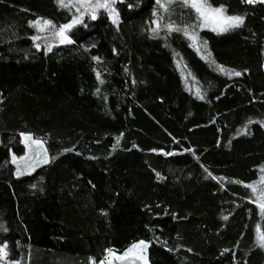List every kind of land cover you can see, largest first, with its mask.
Here are the masks:
<instances>
[{"label":"trees","instance_id":"obj_1","mask_svg":"<svg viewBox=\"0 0 264 264\" xmlns=\"http://www.w3.org/2000/svg\"><path fill=\"white\" fill-rule=\"evenodd\" d=\"M161 3L92 19L0 0V264H99L139 241L149 264H264V3L209 0L244 17L224 32ZM22 134L48 162L18 176Z\"/></svg>","mask_w":264,"mask_h":264},{"label":"snow or ice","instance_id":"obj_2","mask_svg":"<svg viewBox=\"0 0 264 264\" xmlns=\"http://www.w3.org/2000/svg\"><path fill=\"white\" fill-rule=\"evenodd\" d=\"M116 0H57V3L60 7H77L79 9H84L85 12L90 11L91 12V18L96 19V11L98 9H105L108 10L110 13H115V9L112 7ZM157 4H159L162 8L166 9V5L164 3H161V0H156ZM172 0H168V3H171ZM244 3L248 4H254V3H264V0H242ZM181 3L184 6L191 7L197 14L199 20L201 21V27H207L208 25H214L212 28L213 31H228L232 28H238L243 25L244 23V17L237 16V15H228L227 9H225L223 6L215 7L209 3V0H181ZM82 22V20L79 17H76L73 19V21L70 24L62 25L60 26L59 30L55 33L56 36L60 37L61 43H72L73 41L65 34L67 31H69L75 24ZM116 22V19H113V23ZM50 21H43V25L41 26V21L37 20L34 22L33 26L37 27L38 30L42 31L44 28L50 26ZM167 30L169 32L171 31H180V29L175 28L172 24H169L166 26ZM190 40L193 41L195 44L198 37L195 35V33H188L185 30L184 33ZM38 39V37L36 38ZM206 45V42H205ZM39 47V45H37ZM51 51V48L48 49ZM199 50V49H197ZM208 56H211V53H208ZM214 63V61H213ZM219 71L226 72L227 70L223 66H218ZM229 75H236L239 76L241 73L239 72H232L229 73ZM203 98V97H201ZM26 140L32 139L30 136L25 137ZM35 144H37L40 147H43V142L40 140L33 141ZM46 151V150H45ZM15 159V157L13 158ZM43 163H47L48 160L45 157V159L42 161ZM261 171H264V169H261ZM27 173H21L19 170L17 172V175H22ZM262 180H264V177H262ZM246 187H249L253 193L257 192V188L255 185H245ZM256 203L258 208L261 211V214H264V190L260 191V194L256 197ZM227 219V217H225ZM258 233H260L259 228L257 229ZM259 246L264 248V233H260L257 237ZM148 245L141 241L135 245L132 246L127 252L124 253L121 257H116L117 259H125L129 256H132L134 258H143L139 256V251L146 249ZM109 255H113V253H109ZM7 251H6V245L3 248H0V258L6 257ZM93 264H96L95 261H93ZM99 264H111L110 261H101Z\"/></svg>","mask_w":264,"mask_h":264},{"label":"rangeland","instance_id":"obj_3","mask_svg":"<svg viewBox=\"0 0 264 264\" xmlns=\"http://www.w3.org/2000/svg\"><path fill=\"white\" fill-rule=\"evenodd\" d=\"M93 2H95V0ZM112 7L115 9L114 5ZM82 12L79 11V14H80L79 18L80 19H81ZM111 14L113 16L116 15V11H115V13H111ZM42 25H43V22H41V26ZM213 27H214V25L210 24L204 28L212 29ZM38 31L42 35V37H46V36L49 37L50 36L49 33L52 32L53 30L51 29V25H50L49 27L44 28L42 31H40V30H38ZM54 36H55V33H54ZM54 36H53V39L55 41ZM59 41H60V37H59ZM29 136L32 139L26 140L25 137H29ZM21 138H22V143L25 146V153L21 156H18L16 154L12 153V160L17 165V172L19 170L21 173H27V174L32 173L36 170V168H38L39 166L44 164L42 161L45 159V157L48 160V152L46 150V147H45V144L43 141H42L43 147H40L33 142V141H36L37 139H34L32 137V135L22 134ZM14 157H15V159H13ZM139 242H141V241H139ZM139 242H136L135 244H137ZM143 242H145L149 246V244L146 241H143ZM135 244H133V245H135ZM132 246L130 248H132ZM129 249H127L125 252H127ZM110 252L113 253V255H109ZM125 252L118 253L115 251H109L105 260H103V261H110L111 264H149L148 247L146 249L139 251V256L143 257L142 259L141 258H134L132 256H129L128 258H125V259H117L116 258V257L123 256Z\"/></svg>","mask_w":264,"mask_h":264}]
</instances>
